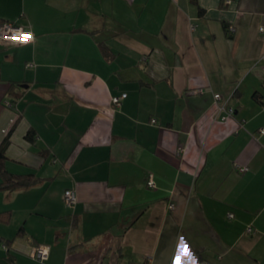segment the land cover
I'll list each match as a JSON object with an SVG mask.
<instances>
[{"label": "crops", "instance_id": "obj_1", "mask_svg": "<svg viewBox=\"0 0 264 264\" xmlns=\"http://www.w3.org/2000/svg\"><path fill=\"white\" fill-rule=\"evenodd\" d=\"M3 21L34 34L0 39L5 166L40 178L0 188V264H264V0H0Z\"/></svg>", "mask_w": 264, "mask_h": 264}, {"label": "built area", "instance_id": "obj_2", "mask_svg": "<svg viewBox=\"0 0 264 264\" xmlns=\"http://www.w3.org/2000/svg\"><path fill=\"white\" fill-rule=\"evenodd\" d=\"M264 27H262L263 29ZM0 39H8L15 42H18L20 44L29 43L34 39V34L31 30L25 29L22 25L12 22V21H3L0 22ZM28 65H32V63H28ZM197 92L204 91L203 88H199L196 90ZM128 96V93H123L121 95H116L113 97V102L115 104H121L122 100ZM216 102L218 103V107L220 109H225L226 113L224 115V118H226L229 115H232L234 113V107H227V101L225 100L224 96L221 93L215 94ZM264 130V129H263ZM241 170H247L249 167L247 165H243L240 168ZM148 185L151 187H157V182L155 180V176L153 173L149 175L148 178ZM64 202L67 205V207H73L77 201V194L75 187H69L64 191ZM171 208L175 207L174 203L170 204ZM230 216H234V213L231 212ZM249 231H253V228L251 227ZM29 255L32 258L44 261L49 256V246L44 244H38L34 245Z\"/></svg>", "mask_w": 264, "mask_h": 264}, {"label": "trees", "instance_id": "obj_3", "mask_svg": "<svg viewBox=\"0 0 264 264\" xmlns=\"http://www.w3.org/2000/svg\"><path fill=\"white\" fill-rule=\"evenodd\" d=\"M191 1L199 4V0H191ZM199 9L201 13L205 11V8H203L200 5H199ZM0 79H1V71H0ZM26 138H28L32 143L35 141L36 132L33 128H30L27 131ZM8 142H9V134L6 135V137L3 139L2 143L0 144V174L3 177L2 181L0 182V188L14 189L19 187H27L29 185L34 184L40 178L38 175L34 173H24V174L12 173L6 169L5 159L8 157L6 154V147L8 145ZM49 252H50V247H49ZM199 257L201 258V260L203 259L201 254H199Z\"/></svg>", "mask_w": 264, "mask_h": 264}, {"label": "snow or ice", "instance_id": "obj_4", "mask_svg": "<svg viewBox=\"0 0 264 264\" xmlns=\"http://www.w3.org/2000/svg\"><path fill=\"white\" fill-rule=\"evenodd\" d=\"M177 264H179V260L177 261Z\"/></svg>", "mask_w": 264, "mask_h": 264}]
</instances>
